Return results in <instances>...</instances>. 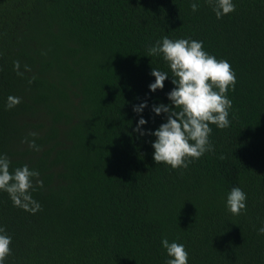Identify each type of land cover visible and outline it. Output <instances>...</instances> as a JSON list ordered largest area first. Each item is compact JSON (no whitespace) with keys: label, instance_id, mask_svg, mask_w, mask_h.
<instances>
[{"label":"trees","instance_id":"trees-1","mask_svg":"<svg viewBox=\"0 0 264 264\" xmlns=\"http://www.w3.org/2000/svg\"><path fill=\"white\" fill-rule=\"evenodd\" d=\"M191 3L0 0V153L43 181L35 213L0 191L5 264H165V237L189 264H264V0H235L220 19ZM163 36L202 40L236 73L230 126L211 125L214 150L187 168L157 164L155 137L136 131L141 114L146 129L166 119L152 107L170 103L171 76L148 87L153 67L171 74L147 55ZM232 186L247 193L238 215L225 207Z\"/></svg>","mask_w":264,"mask_h":264},{"label":"clouds","instance_id":"clouds-1","mask_svg":"<svg viewBox=\"0 0 264 264\" xmlns=\"http://www.w3.org/2000/svg\"><path fill=\"white\" fill-rule=\"evenodd\" d=\"M207 3L217 19L234 12L236 8L235 0H207ZM190 6L196 12L198 0H192ZM147 53L150 57L162 56L171 70L170 74L152 68L151 75L155 80L148 85L150 92L163 89L169 76L174 87L167 93L170 103L152 107L156 115H166L165 121L155 130L143 127L148 120L141 113L148 102L145 100L133 105V111L141 114L136 122V131L155 137L152 147L153 159L157 164L163 162L173 169L187 168L193 159H199L206 152L214 150L210 140L213 131L211 125L221 129L230 126L232 100L227 92L235 88V70L227 60L217 59L207 52L202 40L191 37L172 39L163 36L148 47ZM15 66L19 69V61L15 62ZM19 103L20 97L9 95L5 106L11 109ZM31 135L35 136L36 133ZM30 145L36 147L35 141H31ZM11 163L6 154L0 153V191L9 194L14 206L35 213L41 205L34 199L32 192L36 191V184L43 186V181L37 179L40 173L28 164L10 170ZM246 201L247 193L240 186H232L227 193L225 207L227 211L238 215L246 209ZM258 231L264 233V226ZM11 243L12 236L0 226V264H5L11 255ZM161 244L167 253L165 264H189V252L185 244L169 241L166 237L162 238Z\"/></svg>","mask_w":264,"mask_h":264}]
</instances>
